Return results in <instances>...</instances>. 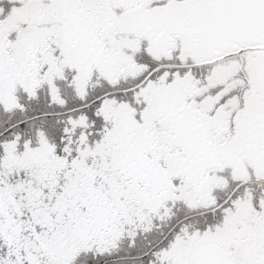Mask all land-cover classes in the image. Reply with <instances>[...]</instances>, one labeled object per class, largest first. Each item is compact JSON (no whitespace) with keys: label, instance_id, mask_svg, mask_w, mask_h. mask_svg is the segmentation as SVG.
I'll list each match as a JSON object with an SVG mask.
<instances>
[{"label":"snow or ice","instance_id":"1","mask_svg":"<svg viewBox=\"0 0 264 264\" xmlns=\"http://www.w3.org/2000/svg\"><path fill=\"white\" fill-rule=\"evenodd\" d=\"M0 264H264V0H0Z\"/></svg>","mask_w":264,"mask_h":264}]
</instances>
